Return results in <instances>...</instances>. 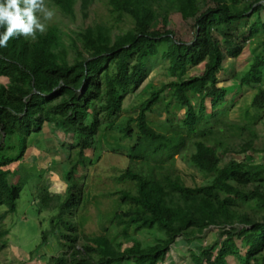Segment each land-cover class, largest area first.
<instances>
[{"label": "trees", "instance_id": "obj_1", "mask_svg": "<svg viewBox=\"0 0 264 264\" xmlns=\"http://www.w3.org/2000/svg\"><path fill=\"white\" fill-rule=\"evenodd\" d=\"M78 1L83 12L92 2L45 4L73 17ZM106 3L113 25L96 24L67 39L50 25L35 40L21 36L0 48V77L8 81L0 85V254L8 247L3 223L16 211L25 185L16 176L19 165L9 167L24 160L32 135L54 125L71 134L73 143L62 149L68 164L64 196L39 189L42 208L57 209L50 230L41 233V245L53 239L57 250L46 264H161L177 239L191 244L210 227L219 229L217 241L189 250V264H229V259L264 264V163L229 159L223 164L217 148L223 146L217 140L228 137L224 128H233L220 108L229 94L219 86L224 57L236 58L242 46L264 36V0ZM171 11L183 21L194 20L190 41L175 40L166 29ZM124 18L127 30L115 34ZM260 47L247 70L234 77L241 89L256 90L252 115L246 112L251 125L264 118V39ZM158 57L167 61L172 80L133 109L134 116L128 112L123 118L124 100L141 87L150 74L148 63ZM196 68L198 74L189 75ZM157 111L165 119L154 129L149 115ZM99 135L112 136L118 147L124 140L132 143L126 148L129 164L114 179L123 188L106 195L116 196V209L100 224V233L87 234L81 215L88 203L86 178L79 184L76 174L91 164L86 153L95 151ZM252 145L244 144L242 153L256 151ZM176 156H185L208 182L186 185L175 168ZM142 233L154 235L153 241L138 240Z\"/></svg>", "mask_w": 264, "mask_h": 264}, {"label": "rangeland", "instance_id": "obj_2", "mask_svg": "<svg viewBox=\"0 0 264 264\" xmlns=\"http://www.w3.org/2000/svg\"><path fill=\"white\" fill-rule=\"evenodd\" d=\"M46 7L54 10L55 15L45 23L48 26H57L65 34V39H67V36L75 38L76 33L96 24H114V17L108 10L106 0H92L86 12L81 10L80 1H78L73 17L62 15L50 4ZM157 9L161 10V8ZM128 24L127 19L124 18L123 22H120L118 26H114V33L119 34L126 31ZM193 25V19L183 21L179 13L171 11L168 15L166 29L173 32L175 40L187 42L194 35ZM119 28L121 29L119 30ZM263 39L264 36L261 35L260 39L254 41V43L242 46L236 58H230L226 54L224 57L223 71L219 74L221 82L219 86L229 89V94L226 103L220 108L227 111L225 115L226 124L232 125L233 128L229 130L228 127H225L224 133H227L228 137L226 139L221 137L222 139L217 140L223 144L222 147H217L223 164L229 159L253 164L264 163V118L255 125H251L249 124L250 116L247 117L246 115L248 112L252 115L250 103L256 90L251 88L241 89L234 78L247 70L253 57L261 52L262 47L260 45ZM148 68L150 69L148 78L134 94L126 97L123 102V118L128 114L134 116L137 110L133 109H136L141 102L148 98L151 92L158 89L163 83L172 80L166 70L167 61L162 60L160 57L149 62ZM198 72L199 68H196L191 70L189 75L193 76ZM7 82L6 78L0 77V85H6ZM262 87L264 88V84ZM206 105L209 107L208 101ZM164 119L165 114L159 111L149 115V121L154 129H158L160 122ZM236 128H243V130L239 131ZM114 135L116 138H120V134L113 133L112 136ZM112 136L111 138L110 136H98L95 151L89 150L86 153V156L91 159V164L87 165L86 169L79 168L76 174L79 184L81 178H86L84 195L88 203L85 204V210L83 209L81 215H85L84 217L87 219L84 227V232L87 234L101 232L100 224L108 223L109 215L116 209V196L107 197L106 195L123 188L121 185H115L114 179L129 164L126 158V148L132 142L124 140L119 143L120 147H118L119 145L113 141ZM248 141L252 142V146L256 151L247 150L242 153V146ZM72 143L71 134L65 135L61 129L56 128L54 125L45 126L38 136L32 135L29 138L28 144L31 147L24 156V164L19 165L16 175L25 182V185L16 201V211L9 215L3 223V228L8 230V247L0 254L1 264H41L39 257L46 254L48 248L52 250L54 240L51 239L48 243L52 247H49L48 244L41 245V233L50 230V221L57 214V209L42 208L39 189L49 186L51 194L64 196L66 185L63 173L68 169V164L66 161L67 153L62 149L69 150L67 147L71 146ZM114 148H120L118 149L119 152H113L112 149ZM35 154H38V158H32ZM175 159V168L186 185L196 186L208 182L203 174L189 164L185 156H176ZM73 221L76 222L75 219ZM219 233L218 228L210 227L191 244L181 238L177 239L171 246L165 261L161 264H189L187 261L189 250L212 245L217 241ZM136 238L143 243H151L154 235L142 233L137 235ZM126 246H130V243L125 244ZM235 263V260L229 259V264Z\"/></svg>", "mask_w": 264, "mask_h": 264}, {"label": "clouds", "instance_id": "obj_3", "mask_svg": "<svg viewBox=\"0 0 264 264\" xmlns=\"http://www.w3.org/2000/svg\"><path fill=\"white\" fill-rule=\"evenodd\" d=\"M55 15L46 7L45 0H0V48L8 46L10 39L23 36L36 39L37 33L47 30L46 21Z\"/></svg>", "mask_w": 264, "mask_h": 264}, {"label": "crops", "instance_id": "obj_4", "mask_svg": "<svg viewBox=\"0 0 264 264\" xmlns=\"http://www.w3.org/2000/svg\"><path fill=\"white\" fill-rule=\"evenodd\" d=\"M49 127H50V125H48ZM39 152H42V151H40V150H38ZM38 158V154H35V156H33L32 158ZM24 162H25V160H23L21 163H15V164H13V166L11 165V169H10V167H9V169L11 170V171H13L15 168L14 167H16L17 168V166L18 165H20V164H24ZM47 189H48V191L50 192V188H49V186H47ZM51 193V192H50ZM49 245V247H52V246H50V244H48ZM52 245H53V247H52V250H50L51 248H48V246H47V248H48V252L46 253V254H44L43 256H40L39 258H40V260L39 261H41V264H46V261H47V257L48 256H51V255H53V254H56V248H55V244L52 242ZM50 250V251H49Z\"/></svg>", "mask_w": 264, "mask_h": 264}]
</instances>
